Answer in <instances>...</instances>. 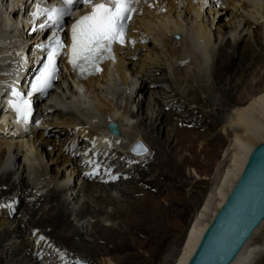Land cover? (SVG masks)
Instances as JSON below:
<instances>
[{
  "label": "bare ground",
  "instance_id": "obj_1",
  "mask_svg": "<svg viewBox=\"0 0 264 264\" xmlns=\"http://www.w3.org/2000/svg\"><path fill=\"white\" fill-rule=\"evenodd\" d=\"M20 1L0 0V84L14 65L13 57L1 56L15 50L18 32L11 16L17 13L9 10ZM159 2L155 11L136 18L131 26L135 44L118 48L116 63L83 82V88L63 76L36 107L39 118H47L44 129L18 136L0 133V212L7 216L1 202L27 197L22 211L26 222L0 221V264L7 253L20 254L14 244L25 225L36 228L44 241L37 243L40 250L28 253V261L17 264H56L62 254L64 264H97V257L114 252L123 253L128 262L143 261L144 251L156 257L174 213L158 199L181 173V164L169 157L171 143L183 148L194 141L192 131L181 126L190 121L201 132L199 138L206 134L199 123L211 131L221 129L211 142L212 160L219 161L212 178L216 186L203 199L170 263L189 264L251 152L264 143V0ZM248 35L252 42L245 41ZM28 60L32 65L33 59ZM57 121L66 126L65 141L73 142L67 156L79 158H66L64 171L53 176L50 163L64 157L55 143L60 132L49 127ZM111 122L119 135L108 130ZM6 126L0 122V131ZM144 136L151 144L147 154L137 156L131 149ZM80 139L82 149L75 152ZM19 140L26 141L20 145L26 148L25 159L39 167L33 186L28 181L34 175L19 161L20 149L14 150ZM49 145L51 150L44 151ZM225 145L219 160L217 151ZM163 167L175 172L172 180L166 179ZM157 170L155 178L147 179ZM232 264H264V221Z\"/></svg>",
  "mask_w": 264,
  "mask_h": 264
},
{
  "label": "rangeland",
  "instance_id": "obj_2",
  "mask_svg": "<svg viewBox=\"0 0 264 264\" xmlns=\"http://www.w3.org/2000/svg\"><path fill=\"white\" fill-rule=\"evenodd\" d=\"M253 39L249 35L245 37V41L249 40L252 42ZM157 75L159 76L160 73ZM0 122L3 123L2 121H0ZM57 122L58 123L50 125L49 127H50V129H55V130H58L60 132L59 136L56 138L55 143L58 144L56 148L59 149L61 153H63L64 157H61L60 159L63 158V160L59 159L60 161H58L57 163H52V162L50 163L51 164L50 165L51 170L53 172L52 173L53 176H55L54 174L57 175L58 171H60V172L64 171L63 170L64 169L63 164L66 162V158H68L69 160L70 159L76 160L79 158L78 154L77 155L72 154L71 156H67V154H66L67 147L73 146V142H71L72 141L71 138L68 142L65 141V139L63 137L68 136L67 135L68 131L64 130V128L66 126L61 124L62 121H57ZM189 122L190 121L185 123V125L181 124V126L183 128H184V126L187 127V128H184V130H186V131H192L189 133V136L194 141L191 142L190 144L184 145L183 148H174V146H173L174 142L171 143L169 157L172 161H177V163L181 164V173L173 182H171V184H173V185L170 186L171 185L170 184L169 187L167 188V191L164 192L163 195L158 199L162 208H165V209L166 208H172L174 211L173 217L169 221V232H168V235H167V238H166V241L163 245L162 250H160L158 252L156 257H154L151 253L144 251L143 255H144L145 259L143 261H138V262H128L127 260H125L123 253L114 252L111 255H101V256H99V258L97 257V264H109V261H112L114 264H170L172 259H174V257L176 256V254L180 250V248L182 246L183 239H184L185 234H186V231L188 230L190 224L192 223L196 213L200 209L202 202H203V199L205 198L206 194L211 190V188L216 186L213 183L212 178L214 177L216 164L219 162V161L217 162V160H215V161L212 160V157L214 156L213 148H215V147L212 145L211 142H212L213 135L215 133H220L221 127L218 125L219 127H217L215 129V131H213V130L211 131L206 127V125H203V124L201 125L199 123V126L203 127V132L206 133L204 136L199 138L198 134L201 132L197 131L194 127H191L192 124H189ZM195 124H194V126H195ZM79 130H82V128H79ZM142 131L143 130H141L140 132L142 133ZM61 137L63 138L64 141L60 140ZM144 138H145V140L141 139L144 142V144L146 146H148V143H149V145H150L151 141L149 139H147L145 136H144ZM231 138H232V136L226 137V139L228 141ZM59 140L61 141V143ZM22 141L23 140H19V142L13 143L14 144V150H15V152H18L20 149L19 161L24 165L26 170L29 169L28 171L31 173L30 174L31 176H32V174L34 175V176H32L34 178H32L30 175L28 176L27 174L23 175V176L27 177L26 179H28L30 177L33 179V180L28 181V183L31 186H33L34 185L33 183L36 182L38 177H39V172H38L39 167L36 165H31L34 162L25 159V154L27 153V151H26V148L20 147ZM23 142L25 143L26 141H23ZM83 143H84L83 139H80V141L76 143V145L74 147V151L75 152L80 151L82 149ZM37 146H40V148L42 147L41 141L38 142ZM18 147H20V148H18ZM64 147H66V148H64ZM225 147H226V145L217 151L218 155H219L218 156L219 160H220V155H221V153ZM51 148H52V146L49 145V146L45 147L44 151H46V150L49 151V150H51ZM174 150H175V152H174ZM146 158H149V157L146 156ZM185 159H188L189 162H184ZM5 161H7V159ZM162 171L164 174H167L166 179H168L169 181L172 180V177H175V172L173 170L169 169L168 167H166V168L163 167ZM158 172H159V170H157L156 173L151 174L147 179L155 178L159 174ZM194 172H195V174H194ZM196 176L198 177V179ZM174 185H176V186L174 187ZM130 186L134 187L135 185L132 184ZM36 188H37V190H40L39 188H41V186L40 187L37 186ZM134 188H137V190L139 191L138 187L135 186ZM127 192H130V191H127ZM38 194H40V193H38ZM112 194H114L115 196H120V194L118 195V191H113ZM26 198H27L26 196L25 197L23 196L20 199L13 198V200L9 202L10 204H12V206H11L12 207V214L8 217H4L3 212H0V221L3 219H7V221L16 220L17 223L21 222L22 220L25 221L27 219V217L23 218L24 213H22V211H23L25 204H26V201H27ZM37 198H38V195H37ZM1 203H2V206L4 204H6V202L5 203L1 202ZM39 204H41V203L39 202ZM1 209L2 208H0V211H2ZM5 211L7 212V210H5ZM117 222L124 226V224L121 223L120 221H117ZM32 231L33 230H30L26 225L24 226V228L22 229V233H21L22 235L19 234L20 236H16L17 237L16 238L17 243L14 244V246H18L20 254H18L16 257H13L12 253L11 254L7 253L4 256V258H5L4 263L5 264H17V263H20L21 260H22L21 263H23L24 259L26 261H28V255H29L28 253H30V252L33 253L35 250H37V251L40 250V247L37 246V243L43 242L44 239L39 236L36 228L34 229L33 232ZM36 237H38V238H36ZM88 240H90V238H88ZM34 248H35V250L33 251ZM20 251L23 252V255L21 254L22 252H20ZM49 254L50 253H48V256H50ZM62 255H60L56 259V264L57 263L58 264H64V259L66 257H64V255L63 256ZM39 257L41 260L42 252L40 253ZM12 258H14L13 259L14 261L12 260ZM16 258H18V260Z\"/></svg>",
  "mask_w": 264,
  "mask_h": 264
},
{
  "label": "snow or ice",
  "instance_id": "obj_3",
  "mask_svg": "<svg viewBox=\"0 0 264 264\" xmlns=\"http://www.w3.org/2000/svg\"><path fill=\"white\" fill-rule=\"evenodd\" d=\"M140 0H60V6L55 8H37L34 18H46L53 26L61 24L66 16H71L73 9L81 4L91 5V12L82 16L71 28V60L74 70L82 76L89 70L99 71V64L105 59H115L113 45H124L127 38L130 21L133 13L137 11L136 5ZM207 3V0H205ZM45 25L41 24V28ZM135 44V41H131ZM48 51L47 63L36 77L31 91L44 94L52 88L53 81L57 79L58 67L56 57L64 44L55 37L52 45L46 46ZM67 55V53H64ZM16 102L12 107L17 111L22 121H26L31 112L32 105L19 91H13ZM137 155L147 153V148L139 144L134 149Z\"/></svg>",
  "mask_w": 264,
  "mask_h": 264
},
{
  "label": "water",
  "instance_id": "obj_4",
  "mask_svg": "<svg viewBox=\"0 0 264 264\" xmlns=\"http://www.w3.org/2000/svg\"><path fill=\"white\" fill-rule=\"evenodd\" d=\"M108 129L119 135L114 122ZM142 144L135 143L131 149ZM142 153L137 156H142ZM264 221V143L251 152L244 170L203 234L189 264H232ZM184 240V239H183Z\"/></svg>",
  "mask_w": 264,
  "mask_h": 264
}]
</instances>
